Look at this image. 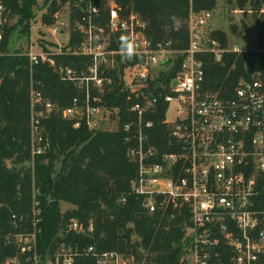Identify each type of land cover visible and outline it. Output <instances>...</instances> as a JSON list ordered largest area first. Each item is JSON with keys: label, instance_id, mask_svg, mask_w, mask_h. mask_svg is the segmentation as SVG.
I'll list each match as a JSON object with an SVG mask.
<instances>
[{"label": "built area", "instance_id": "obj_1", "mask_svg": "<svg viewBox=\"0 0 264 264\" xmlns=\"http://www.w3.org/2000/svg\"><path fill=\"white\" fill-rule=\"evenodd\" d=\"M91 1L87 0L86 10L75 21V29L82 35L78 45L45 50L31 44L20 53L3 49L5 29L12 15L0 1V56H26L30 69L46 62L63 82L72 83L81 93L59 108L31 85L32 156L48 148L42 120L52 113L73 121L75 128L82 124L90 131L105 130L104 118L112 111L103 100L112 84L106 71L117 66L119 57L125 65L122 77L129 71L130 78L129 82L123 80L121 89L128 91V99H133L129 111L135 115L121 127L126 141H133L128 155L137 165L130 193L141 198L148 213L167 209L186 213L182 243L184 258L190 257V264L217 262L223 249L230 252L232 264H264V83L259 74L239 79L230 97L204 87L202 57L211 54L220 62L225 52L237 49L223 47L216 39L201 41L211 11L195 13L191 0L186 20L187 44L182 49H175L170 37L153 41L147 35V22L134 12L122 15L113 0L104 4L105 25L98 24L94 19L98 7ZM262 6L264 0L260 13H264ZM55 31L63 30L54 26L52 32ZM118 35L134 42L136 54L132 58L121 53ZM69 37L70 32L68 40ZM177 54L182 56L179 73L171 80L168 92L156 94L150 80ZM62 55L88 57L89 62L79 71L58 64L56 56ZM159 100L167 105L161 123L168 133V151L163 153L148 143L147 133L154 126L147 115L157 111ZM115 114L118 128L119 115ZM11 219L16 229L5 236V243L14 251L1 264H76L77 260H90L92 264H153L137 260L132 253L100 249L96 242L84 245L60 240L42 250L41 209L35 199L29 213L12 214ZM64 232L93 238L95 226L91 220L85 223L72 218Z\"/></svg>", "mask_w": 264, "mask_h": 264}, {"label": "trees", "instance_id": "obj_2", "mask_svg": "<svg viewBox=\"0 0 264 264\" xmlns=\"http://www.w3.org/2000/svg\"><path fill=\"white\" fill-rule=\"evenodd\" d=\"M0 1L17 18L16 23L5 29L4 50L22 52L19 46H12V35L18 31L20 36L29 37L30 22L35 18L36 10H44L41 22L52 25L60 5L65 2L71 6L70 37L66 46L74 47L82 40V35L75 29V21L86 10L87 0H42L41 4L38 0ZM113 1L119 6L122 15L134 12L143 18L147 22V35L153 41L170 37L175 49L186 46L190 0ZM91 2L98 7L95 21L105 25L106 0ZM262 2L236 0L238 8L249 6L253 16L259 13L258 43L262 49L228 51L220 62H216L211 54L204 55L205 88L230 97L241 78L249 79L252 74L258 73L264 83V13L259 12ZM191 5L195 13L211 11L216 0H191ZM175 26H178L177 30H174ZM201 36L203 43L216 39L223 47L227 46L225 34L218 30L208 28ZM117 60V66L106 71L112 84L103 94V100L108 108L118 113V128L113 131H90L82 124L75 128L73 121L52 113L42 120L43 136L48 140V148L43 154L32 156L31 85L59 108L69 105L72 98L81 93L72 83L63 82L46 62H40L30 69L26 56H0V264L14 251L13 247L5 243V236L16 229L11 215L29 213L33 199L41 209L42 233L39 244L42 250L52 248V242L60 240L84 245L96 242L100 249L132 253L136 258L153 264H186L182 260L185 254L182 227L188 220L186 213L170 209L148 213L142 206L141 198L130 193V183L136 174L137 165L128 155L133 141H126V133L121 127L133 120L135 115L129 111L133 99H128V91L121 89L125 65L119 57ZM56 62L80 71L86 68L89 58L62 55L56 56ZM181 62L182 56L177 54L166 63L164 70L160 69L158 76L150 80L156 94L169 91L170 82L179 73ZM161 84L162 88L159 87ZM166 107V103L159 100L157 111L147 115L148 119L154 121L153 128L147 131L148 143L156 147L159 153L168 151V133L161 123ZM6 160L12 162L11 167L7 166ZM30 162L33 163L32 168L23 166ZM56 163L58 169L55 168ZM60 202L70 203L73 208L62 212ZM72 218L85 223L91 220L95 226L94 237L65 233ZM101 234L103 237L100 238ZM223 250L219 260H213L211 264H232L230 252ZM76 264H92V261L77 260Z\"/></svg>", "mask_w": 264, "mask_h": 264}, {"label": "rangeland", "instance_id": "obj_3", "mask_svg": "<svg viewBox=\"0 0 264 264\" xmlns=\"http://www.w3.org/2000/svg\"><path fill=\"white\" fill-rule=\"evenodd\" d=\"M61 2L60 0H57ZM42 0H38L41 4ZM235 6V7H234ZM264 8V6H262ZM44 10H36L35 18L30 22V35L20 36L18 31L12 35L11 44L12 46H19L22 43L24 50L26 46L32 44L33 47L39 48H54L56 46L67 44L69 32H70V12L71 6L69 2L62 3L60 5L59 11L55 14V22L52 25H45L41 22V15ZM252 15V8L246 6L244 8H238L236 5V0H216V5L211 10V17L208 21L207 28L210 30H218L226 36L227 46L226 48L232 49L236 48L237 52L243 51H253L262 49L258 43V28H257V18ZM17 18L10 17L8 20L9 25L16 23ZM63 23L65 25H63ZM54 26H58L62 33L59 31L52 32ZM20 29V28H19ZM18 29V30H19ZM176 55L173 56V58ZM164 70L165 68H160ZM159 69V70H160ZM129 71L125 72L122 80L128 79ZM154 75V73H153ZM48 100V99H47ZM103 129L105 130H116L117 128V118L114 111L108 113L104 118ZM7 166L11 167L12 162L6 160ZM33 163H25L23 166L26 168H32ZM55 168L58 169V163H56ZM73 208L70 203L60 202V209L62 212ZM138 260V258H136ZM184 261L186 264H190L191 258L185 256Z\"/></svg>", "mask_w": 264, "mask_h": 264}, {"label": "clouds", "instance_id": "obj_4", "mask_svg": "<svg viewBox=\"0 0 264 264\" xmlns=\"http://www.w3.org/2000/svg\"><path fill=\"white\" fill-rule=\"evenodd\" d=\"M120 51L126 58H132L136 54L134 42L128 36L120 37Z\"/></svg>", "mask_w": 264, "mask_h": 264}, {"label": "water", "instance_id": "obj_5", "mask_svg": "<svg viewBox=\"0 0 264 264\" xmlns=\"http://www.w3.org/2000/svg\"><path fill=\"white\" fill-rule=\"evenodd\" d=\"M21 46H22V43L19 44V47H20V48H21ZM173 84H175V81L173 82Z\"/></svg>", "mask_w": 264, "mask_h": 264}]
</instances>
